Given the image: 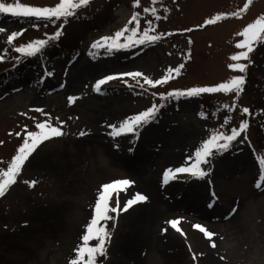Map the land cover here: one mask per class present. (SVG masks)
Masks as SVG:
<instances>
[{
    "label": "rangeland",
    "instance_id": "obj_1",
    "mask_svg": "<svg viewBox=\"0 0 264 264\" xmlns=\"http://www.w3.org/2000/svg\"><path fill=\"white\" fill-rule=\"evenodd\" d=\"M0 2L53 7L60 0ZM246 3L90 0L67 18L0 13V170L7 169L26 132L38 131L39 122H63L64 133L38 145L16 183L0 197V264H70L94 216L101 186L118 179L132 183L112 194L111 208L118 202L123 209L137 193L146 200L107 213L112 218L101 223L110 239L106 255L98 256L96 264H264V42L253 45L245 73L229 67L236 63L231 57L245 50L236 47L243 40L238 33L264 16V0H251L239 16L205 23ZM145 8H155L156 16ZM133 13L140 14V33L151 20L155 30L150 35L160 39L111 52L92 48L128 25ZM58 30L61 35L54 38ZM12 33L22 34L9 43ZM40 39L48 43L35 55L15 50ZM125 42L122 37L120 43ZM180 65L178 74L173 71L167 83L155 87L142 78L124 77L107 82L99 92L94 89L108 75L141 72L156 80ZM238 75L246 78L239 95H160L218 86ZM153 105L158 110L148 122L131 133L112 134L110 126L119 128ZM242 121L248 127L228 149L213 148L208 162L201 164L207 175L181 173L165 182L166 170L190 166L194 161L188 158L214 132L231 134ZM154 186L169 208L164 215L161 210L160 215L139 218V212L146 211L142 204L148 205L152 196L148 188ZM194 198L209 217L191 212ZM177 219L179 231L169 223ZM197 224L215 234L211 240L194 227Z\"/></svg>",
    "mask_w": 264,
    "mask_h": 264
},
{
    "label": "snow or ice",
    "instance_id": "obj_2",
    "mask_svg": "<svg viewBox=\"0 0 264 264\" xmlns=\"http://www.w3.org/2000/svg\"><path fill=\"white\" fill-rule=\"evenodd\" d=\"M90 0H60V3L53 7H37L24 5L22 3L16 2L13 3H4L0 2V13H10L14 16H22V17H34L36 19H60L67 18L69 16L74 15L75 10L81 6L87 5ZM251 3V0H247L243 9H240L234 13L230 14H218L213 19L207 20L206 24H213L222 18H226L227 15L239 16L244 11L247 10L248 5ZM145 12H151L153 16H156L155 8H145ZM139 13H133L131 19L128 21V25L135 24V27L129 28L128 25L119 31H117L114 36H106L103 37L100 41L95 42L92 45V48L95 49H105L106 51H114L120 50L123 48L133 47L137 44L143 45L145 43H153L156 40L160 39L159 35H150L155 29L153 28L152 21H147V27L140 33L139 29ZM159 19L160 17H156ZM63 25H61V30ZM61 30H58L55 33L54 38H58L61 35ZM130 33L125 36V33ZM22 33H12L8 37V42L11 43L14 38ZM139 34V35H138ZM238 35L243 37V40L237 43L236 47L239 49H245L243 51L238 52L233 55L231 59L236 61V63H232L229 67L233 70H238L241 73H245L249 66L250 61V53L254 50L253 45L264 42V16L257 18L253 23L248 24L244 27L241 33ZM124 38L125 43H120L121 38ZM48 43L47 40L40 39L33 42L28 43L24 46H19L15 50L18 53H21L26 56H32L39 53ZM247 60L248 63H240L241 60ZM0 60H3V56L0 55ZM183 65L176 67L175 69H170L168 74L160 79H150L148 76L141 72H129V73H117L113 75H108L96 82L94 85L95 91L99 92L102 90V86L107 82L114 79H123L124 77H132V78H142L144 83L150 86H157L164 83H167L169 79L172 78L171 73L174 71L175 73H179L180 69ZM51 75V73H48ZM246 82V78L244 75H238L232 77L229 81L225 83H221L218 86L211 87H193L184 91H172L167 94H160L161 96L167 95L168 97H179V96H196L203 93H215V92H235L239 95L240 91L243 90V86ZM140 81L137 79V84ZM143 87V85H140ZM76 98L70 97V102H74ZM158 110L157 106L153 105L151 108L133 116L121 123L119 128L112 125L110 127L113 128V135H120L123 133H131L142 123L148 122L155 116L156 111ZM37 111H42L37 109ZM244 113H248L249 110L247 108L242 109ZM61 126H53L49 120H45L43 122H39L36 127L38 131H27L26 137L24 138V142L22 146H20L17 150V154L12 158L10 164L8 165L6 170H0V197H3L9 188L16 183L17 177L20 175L21 170L25 164V162L29 159L31 154L36 150L38 145L42 142L53 138L62 136L64 133L62 131ZM248 127L247 121H242L239 129H232L231 134H223L219 131L214 132L209 139L203 142V144L195 151L194 156H190L189 161H194L190 166H182L176 169H168L165 172V182H167L169 175L175 177L177 174L181 173H190L197 177H203L207 175L201 168V164L207 163V158L211 155L213 148L216 151H226L230 146L231 142L234 141L237 136L240 135L241 131L246 130ZM19 135V133H17ZM80 135H85L84 132H81ZM221 141H223L221 143ZM260 163L264 165V158H261ZM262 175H264V167H262ZM30 186L35 185V181L27 182ZM132 181L128 179H118L113 182L104 184L101 186V190L94 208V216L90 220L89 224L86 226L85 234L82 236V245L78 246L75 249L76 258L70 261V264H96L98 256H105L107 249L106 243L110 239V233H108L106 226L101 223V221H106L111 219L107 213L118 212V211H126L132 205L142 202L146 200V197L140 193H137L133 199H130L126 202L123 209H120L119 204L117 202V207L111 208L109 205V201L114 192L119 193L120 191H124L131 185ZM264 184V181L261 182ZM258 187L261 184L257 185ZM179 220H172L169 223L173 228H176L177 231ZM199 229L208 239H212L215 235L211 231H209L206 227L197 224L194 226ZM92 240H96L98 243L95 246H90L89 242ZM213 247L215 244L213 242ZM86 257V259H85ZM193 259H196V254H193Z\"/></svg>",
    "mask_w": 264,
    "mask_h": 264
},
{
    "label": "bare ground",
    "instance_id": "obj_3",
    "mask_svg": "<svg viewBox=\"0 0 264 264\" xmlns=\"http://www.w3.org/2000/svg\"><path fill=\"white\" fill-rule=\"evenodd\" d=\"M244 154L243 157L241 158V167L245 168L246 167V160L244 159ZM218 167V166H217ZM114 169V171H117V173L121 174L122 172L118 169ZM148 189H151L152 192V196H150L149 200L147 202H149L148 205H144L142 204L143 207H145L146 211L142 210L141 212H139L138 217L139 218H144L146 217L148 214L152 217L155 215H160L161 214V210H163V215L165 213V210L169 208L168 204L163 203V200L160 196V191L158 190L157 187H150ZM197 191L195 192V197H197ZM190 210L193 214L198 215L199 217H209L208 213L203 211L200 205V202L197 200V198L192 199V201L190 202ZM146 215V216H145ZM149 217V216H147Z\"/></svg>",
    "mask_w": 264,
    "mask_h": 264
},
{
    "label": "trees",
    "instance_id": "obj_4",
    "mask_svg": "<svg viewBox=\"0 0 264 264\" xmlns=\"http://www.w3.org/2000/svg\"><path fill=\"white\" fill-rule=\"evenodd\" d=\"M2 74H3V72H0V77H1V78H3V77H2V76H3Z\"/></svg>",
    "mask_w": 264,
    "mask_h": 264
}]
</instances>
